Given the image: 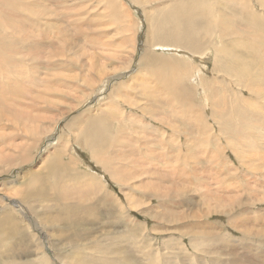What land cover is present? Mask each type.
Masks as SVG:
<instances>
[{
	"label": "rangeland",
	"instance_id": "374dc122",
	"mask_svg": "<svg viewBox=\"0 0 264 264\" xmlns=\"http://www.w3.org/2000/svg\"><path fill=\"white\" fill-rule=\"evenodd\" d=\"M190 1L214 7L210 13L221 19L219 0H53L47 17L50 46L41 47L36 70L24 68L17 75L10 87L16 96L8 95L0 112V210L21 219L29 239L15 263L40 257L41 238L49 242L59 230L46 227L44 208L51 201L35 202L33 210L19 193L33 190L37 180L47 178L49 163L60 162L71 169L61 181L69 203L97 209L91 228L85 226L94 232L90 243L44 249L53 264H70L63 257L83 247L92 254L108 252L112 242L114 249L132 252L134 261L150 254L159 264H264L262 104L236 109L233 117H224L231 126L220 130L223 114L208 96L212 85L230 103L237 97L257 99L234 84V76L214 68L221 44L215 25L199 56L182 45L151 47L144 56L148 19L171 3ZM261 1L248 0L264 13ZM251 18L228 22H241L235 27L242 31L253 27L244 23ZM263 36L257 41L250 31L224 37L230 65L242 64L246 40L261 43ZM64 43L73 49L56 59ZM149 54L159 61H148ZM259 56L264 62V51ZM90 117L106 135L101 160L87 148ZM50 179L52 187L55 177ZM104 194L108 210L99 205ZM13 242L6 240L0 251Z\"/></svg>",
	"mask_w": 264,
	"mask_h": 264
},
{
	"label": "bare ground",
	"instance_id": "6f19581e",
	"mask_svg": "<svg viewBox=\"0 0 264 264\" xmlns=\"http://www.w3.org/2000/svg\"><path fill=\"white\" fill-rule=\"evenodd\" d=\"M134 1L136 2L137 0ZM197 2L198 1H190L187 2L188 4L171 3L167 5V7L160 9L159 12L148 19L149 30L144 56L147 54V50L152 49L151 47L156 49L157 47H172L175 49L178 48L176 45H182L188 49L194 50L195 53L186 51L192 56H199L197 53L203 49V47L199 46L201 44L207 45V32H211V27L215 25L217 32L221 36V44L216 49V66L214 68L216 69L219 67L223 73L234 76V79L237 81H234L233 83L238 84L242 89L250 92V94L254 92L257 99V101L253 100L252 102H248L242 101L237 97L230 103L226 101L223 92L212 85L211 88L208 89V96L213 100L211 106L219 108L221 114H223L220 115L222 121L219 124L220 130L223 132V130L228 129L231 126L229 121L224 122V117H233L236 109L242 110L241 107L248 104H250L251 107H254L255 104H262L264 109V62H261V56H259V53L264 51V36L261 43L246 40L245 45H247V49L243 51L244 58L242 59V64L238 66H231V59L228 58V56L231 57V53L222 50L224 43L223 38L237 33H239V35L241 33L247 35L248 32L252 31L258 41V39L261 38V34L264 35V13H257L253 10L252 5L248 0H219V4L217 5V13H219V16L221 17V19H219L211 14V11L215 10L214 7H209L207 4H198ZM52 5L53 0H0V112L3 110L4 106H6L3 104V101L9 100L7 96H16L15 91L10 87L14 85V81L18 80L19 76L17 75L23 73L24 68L33 71L36 70L38 54L41 51V47L50 46V43L47 40V32L49 29L47 17L52 13V10L49 9ZM260 7L264 11V0L261 1ZM218 10L220 11L218 12ZM255 14L257 16H255ZM235 16L245 19L252 17L249 21L245 20L244 23H250L253 27L246 28L242 31L240 28L237 29L235 25L239 23L242 25L241 22L236 24H230L228 22L231 17ZM58 31L59 38L62 40L63 32L59 29ZM36 37H41L42 40L38 41L36 40ZM153 42H159L161 45H153ZM258 47H262L260 52L257 49ZM66 49H73V46L70 47V44L68 45L67 43H64L61 52L59 48V53H55L56 59L60 58V56H64ZM23 52L27 53H25L26 55L21 56ZM147 58L148 61H150V59L159 61L151 54H149ZM160 61L165 64L175 63H166L164 60ZM27 63H29L30 66H28ZM58 63H60L62 68V63ZM165 64L164 66H166ZM56 65L58 66V64ZM67 65L70 66L69 69L74 66L71 62ZM8 69L11 70V74L7 71ZM13 99L14 98H12V100ZM8 102H10V100ZM21 116L23 115L21 114ZM240 123L242 124L243 121ZM261 127L264 129V119L262 118ZM85 134L87 148H93V157L96 160H101V150L103 149V144L107 140H105L106 135L103 130L97 125V119L90 117L86 120ZM59 156L60 153H56L53 158L57 159ZM49 164L50 168H48V173L46 174L47 178L44 180H37L38 184L33 190L30 192L23 190L19 193V197L24 204L33 210L37 209L36 207L32 208L35 202H39L41 206L43 202L51 201L52 205L44 208V211L48 214L45 216L47 223V225H45L48 230H53V228H58L59 230H53L52 235H50L52 240L49 242H46V239H42L43 237L41 238L38 244L39 249L43 250L40 257L37 256L36 259H30L28 263L24 262L19 264H53V260L48 259L49 257L45 254L44 249H55V246L71 247L77 242L88 244L91 242V239L89 238H93L91 234L94 232L91 230L88 232L85 229V226L88 223L90 224V217L92 220V216H94L92 215V212L97 208L89 207L85 205L84 202L80 201H77L76 203H74L75 201L72 202L74 204L69 203L68 195L61 188V181L63 178L70 175L71 169L69 166L60 162H51ZM51 176L55 177V183L52 184V187L48 185L49 181L53 180L50 179ZM86 183L88 182H85L84 184ZM91 188H93L92 185L89 187V190H91ZM92 191L93 190H91V192ZM107 195L112 199L110 194L107 193ZM105 198L106 194H104V199L100 198L101 202L99 205L102 206L101 204H104L105 210H108V208H110V203L107 202ZM5 208L10 210V208ZM109 212H111V210ZM28 220L29 218H25L23 221ZM24 227L21 219L18 220L17 217L13 216V214L11 215L8 211L3 214L0 210V247L2 245L4 246L6 240L14 239V242L11 245H7L6 250H4V247L1 249L0 264H18L15 263L14 260L16 259L17 254L25 252L24 248L28 246L27 240L29 241ZM54 237H56V240L53 239ZM94 238H98V235L96 237L94 236ZM109 246L111 249L102 254L99 251L92 254L88 251L87 247H83L82 249L72 250L63 258L69 262L71 260L72 262L70 264H141L142 261L147 262V264L160 263L158 257V262L156 260H151L150 254H143L144 259L134 261L132 252L126 250V247L116 249L118 246L116 245L114 249V242ZM118 254L122 255L120 257H115ZM59 259L57 260L59 261ZM61 261H64V259H61L60 262ZM64 263L66 262L64 261Z\"/></svg>",
	"mask_w": 264,
	"mask_h": 264
}]
</instances>
